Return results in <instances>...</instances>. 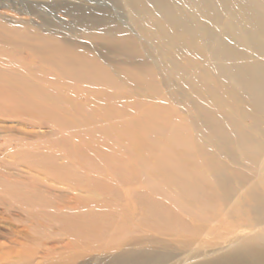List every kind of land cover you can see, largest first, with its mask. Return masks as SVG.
<instances>
[{
    "label": "bare ground",
    "instance_id": "obj_1",
    "mask_svg": "<svg viewBox=\"0 0 264 264\" xmlns=\"http://www.w3.org/2000/svg\"><path fill=\"white\" fill-rule=\"evenodd\" d=\"M6 46L25 55L0 66L17 64L36 74L28 67L46 65L67 81L96 87H43L44 79L35 83L0 67V75L9 73V82L19 81V91H28L29 101L31 96L51 102L81 98L83 105L72 109L91 105L92 97L105 101L108 113L89 116L109 119L102 134L123 129L137 169L147 172L137 181L154 196L134 191L136 206L125 209L124 239H103L114 229L112 218L105 225L103 215L92 226L80 222L67 236L95 234L96 248L113 252L102 264H264V0H0V48ZM119 99H125L123 104ZM6 107L0 103V116L44 119L53 135L67 128L53 114L61 111L45 105ZM128 111L140 115L116 121ZM21 141L0 136V155L14 154L12 161L0 162V190L6 191L7 170L18 163L44 175L32 181L34 189L43 190L18 200L0 192L1 221L17 208L24 214L17 220L28 226L65 223L103 205L101 194H75L88 191L89 164L72 166L71 147H24ZM82 150H76V160L89 153ZM43 193L49 200L39 199ZM38 207H46L48 219L34 221ZM140 219L160 225L158 233L169 243L163 250L142 246L157 240L137 236ZM208 236L218 240L217 247L194 251ZM42 242L32 238L16 260L3 250L0 264H33L37 257H49L54 250ZM87 256L73 255L72 263Z\"/></svg>",
    "mask_w": 264,
    "mask_h": 264
},
{
    "label": "rangeland",
    "instance_id": "obj_2",
    "mask_svg": "<svg viewBox=\"0 0 264 264\" xmlns=\"http://www.w3.org/2000/svg\"><path fill=\"white\" fill-rule=\"evenodd\" d=\"M11 48L14 47L6 46L0 48V61L16 60L15 58L21 57V54L25 55V50ZM0 67L12 69V73H15L14 71L17 72L15 76L21 78L24 77L35 83H40L41 79H44V81L40 83L43 87L59 85L62 89L65 88L67 90L70 88L82 87H87L89 89L96 88L90 84L67 81L66 77L62 78L57 75L53 67H48L46 65H32L34 69L28 67L33 72L37 71V75L28 70H24L17 64ZM8 75L10 74L6 72L5 74L0 75V103H6V106L9 107H6V109L19 107L34 109L42 104L55 109V112L61 111L62 113L59 112L61 115L52 113L59 116L60 121L64 123V126H67V128L63 130L61 135H53L49 128L50 123H47L44 119L38 122V120L34 119L27 120L30 118L24 116L22 117V120L19 118L0 116V136L20 138L22 140L21 142L25 143L24 147H27V144L33 145L36 143H44L45 145L55 144L61 150L64 149L61 144H67L68 147H71L69 163L72 166L76 167V161L83 165L89 164L87 173L88 178L84 182L88 191H76L75 194L81 196L91 195V198L95 197V194H101L100 198L103 199L102 201L104 202L97 210L89 209L86 217H82V219L72 218L65 223H62L61 221H44L41 224L35 223L36 225L33 226H28L30 223H26L25 220L18 221L17 216L22 215L24 217V214L17 208H11L9 211L10 217L6 218L4 221L0 220V233L4 232L5 234V236L0 235V244L5 243L4 249L0 246V254L3 250H6L11 253L13 260H16V253H20V251L31 245L32 238H40L44 241L42 243H44L45 247L52 248L54 252L45 259L37 257L33 264H56L61 261H68L70 262L69 264H102L108 255H111L113 252H110V250L104 248V246L96 248L98 242L95 234L89 233L83 237L74 236L73 238L67 236V234L70 233L71 230H74L80 222H84L88 224V226L95 225L97 220H99L98 217L103 215L104 224L107 225L111 222L109 218H112L113 222L109 224L114 227L109 235L107 234L105 237L102 236L103 239H124L128 225L124 220L126 214L125 209H132V206H136V197L133 194L135 193L134 191L138 193L147 191L144 188V184L137 181L143 173L145 174L147 172L144 171L143 168L137 169V156L133 153V149L127 146L130 143V138L126 137L123 129L121 130V133L118 130V132L115 131L116 133H113V135L102 134L100 129L109 123V119L102 117L100 118L103 120L102 122L99 120H93L89 116V113L100 115L108 113L104 109L106 106L105 101L92 97L91 105L85 104L83 108L73 109L71 108L72 105H83L81 98L71 97L69 101L67 98H63L51 102L45 100L43 97L35 98L34 96H31L29 101V98L27 97L29 96L28 91L25 89L24 91H19L18 85H16L19 81L12 80L9 82L7 80ZM58 79L63 80L64 83L56 84V80ZM100 88L112 90L107 86H101ZM71 94L72 92L70 95ZM124 100L125 99H119L118 101L120 104H123L122 102H124ZM137 114L140 115L138 112L128 111L127 113L118 115V117L116 116V121H129ZM66 121H68V123ZM61 122L60 125L62 126L63 124ZM129 127H131V125H129ZM115 135H119L122 138L119 137L118 141L112 142V138ZM85 147L89 153L83 155L81 159L76 160L75 156H80L76 150L79 149L83 151L82 149ZM72 148L74 150H72ZM113 149H116V152H113ZM13 157L14 154H7L6 156L0 155V162L2 160L12 161ZM7 171L10 174V177L8 178L6 191L0 190V192H6L10 199L18 200L19 198L28 199V197H36L34 194H37L36 192H41L39 190H43V188L34 189L32 187L33 180L44 178V175L39 173L40 171L37 169L28 168L25 163H18ZM58 173L61 172L59 171ZM94 176L99 178H94ZM47 177L50 178V176ZM46 181V184L52 185L53 189L58 191H60L59 189L64 190L62 185L52 182L51 180ZM147 192L151 196H154L153 193L149 191ZM43 194L44 196L39 197V199L49 200L48 197L46 198V194ZM173 197L175 196L173 195ZM45 208L46 207H38L37 210L39 214L34 221L37 219H48V216L46 215L47 213L43 212ZM133 211L135 218L138 219L140 210L135 207ZM110 214L114 216L111 217ZM136 225L140 230L137 233V236H151L157 240L156 243L147 242L143 243L142 246L148 245L155 250H163L164 247H166L165 245L169 244L166 240L167 237L158 233V231H161L159 224L150 221L143 223L140 219L136 221ZM110 235H112V237H110ZM70 238H72V240H70ZM217 241V239H214L211 236L205 237L198 249L194 251L203 252L216 248ZM86 247H88V249ZM73 255L89 256L75 258V262L72 263Z\"/></svg>",
    "mask_w": 264,
    "mask_h": 264
}]
</instances>
